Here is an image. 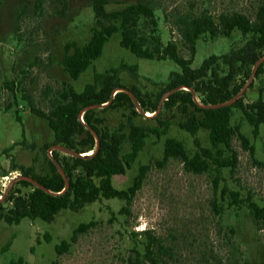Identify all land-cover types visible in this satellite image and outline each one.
<instances>
[{
    "label": "rangeland",
    "instance_id": "obj_1",
    "mask_svg": "<svg viewBox=\"0 0 264 264\" xmlns=\"http://www.w3.org/2000/svg\"><path fill=\"white\" fill-rule=\"evenodd\" d=\"M37 1L0 0L1 192L17 188L31 191L30 186L19 183L27 178L13 165L33 167L39 175L50 172L54 133L47 120L31 108L48 112L65 84L83 91L97 73L110 72L122 63L138 64L139 77L125 70L120 73L121 83L127 88L137 87L146 100L156 101L159 97L162 118L171 123L162 137L150 133L132 167L113 177L115 187L128 189L140 167L148 165L142 186L130 200L104 198L87 203L79 211L62 209L51 222L41 218H24L19 224L0 221V264H141L137 262V251L144 252L147 242L144 230L172 248V255L164 257L169 264H264V228L258 227L245 203L230 205V198L221 194L224 185H228L264 206V123L255 136L242 111L234 110L232 125L250 138L255 152L252 155L239 136L234 137L232 150L237 153L238 162L233 169H222L218 190L214 187V169L197 173L187 169L178 157L161 163L168 137L182 140L191 153L196 150L192 134L179 125L185 116L167 111L163 105L170 74L181 70L179 64L170 58L138 57L121 45V33L117 32L106 44L102 57L79 79H73L61 61L67 43L76 41L83 45L91 38L95 22L93 0H42V9L37 8ZM263 1L110 0L108 9H121L131 2L146 3L155 10L157 33L164 45L173 40L180 53L190 57L179 30L181 16L209 12L218 17L221 13L238 11L253 18ZM246 40L239 30L230 37L203 34L197 41L193 67H199L212 54L222 55L242 46ZM253 72V81L243 95L245 102L257 100L261 91L264 98V71L257 74L255 66ZM132 97L137 102L134 94ZM8 106L11 108L7 110ZM136 110L140 115L135 116L133 108L124 104L106 109L101 128L129 133L130 117L138 124L159 125L151 118L160 110L154 114L140 106ZM198 136L202 145H211L208 130H200ZM225 149V155L231 156L232 150ZM129 151L131 142L126 141L121 155ZM92 221L94 225L88 231L72 239L81 223ZM63 240L70 246L59 254L56 246Z\"/></svg>",
    "mask_w": 264,
    "mask_h": 264
},
{
    "label": "trees",
    "instance_id": "obj_2",
    "mask_svg": "<svg viewBox=\"0 0 264 264\" xmlns=\"http://www.w3.org/2000/svg\"><path fill=\"white\" fill-rule=\"evenodd\" d=\"M109 3L110 0H93L95 22L91 38L83 45L76 41L67 43L62 65L73 79H79L102 57L106 44L117 32L121 33V45L138 57L156 60L170 58L179 64L181 70L171 72L166 92L178 89L167 95L163 105L165 110L177 111L185 116V120L179 125L192 134L196 150L191 153L182 140L168 137L161 163L170 157H178L191 171L202 173L214 169V187L218 190L222 169H233L238 162V155L232 150L234 137L239 136L252 155L255 152L250 138L232 125L234 110L242 111L253 127L255 136H258L264 123L262 91L255 101L245 102L242 96L232 103H226L241 92L255 66L257 74L264 71V1L253 18L238 11L221 13L218 17L209 12L181 16L179 30L189 48L190 57L183 56L173 40L164 45L157 33L158 19L151 6L143 2H131L121 9L110 10ZM37 8L42 9V0L37 1ZM235 30L241 31L247 37L242 46L232 48L222 55L212 54L199 67H193L197 41L203 34L230 37ZM125 70L131 72L135 78L139 77L138 64L122 63L110 72L97 73L94 81L88 83L83 91H77L72 85L65 84L52 100L48 112L31 108L33 113L45 118L52 129L54 141L50 147H61L53 150V158L57 159L64 174L53 159L50 162V172L45 175L37 174L33 167L13 165V169H20L25 177L34 179L42 187L30 179H21L19 183L24 187L30 186L31 191L23 192L21 188L9 193L0 191V194H5L0 200V221L19 224L24 218H41L51 222L62 209L79 211L90 202L104 198L130 200L137 193L148 165L140 167L128 189L115 187L113 177L126 173L132 167L150 133L162 137L168 133L171 122L162 118L159 97L156 101L146 100L137 87L127 88L121 83L120 73ZM119 87L132 92L137 104L128 91H119ZM123 104L133 108L135 116L140 115L136 110L137 106L145 112H152L151 114L160 110L151 118L158 121L159 125L138 124L130 117L129 133L124 130L102 129L101 125L106 120L103 112ZM10 108L8 106L6 109ZM17 118L21 121L20 116ZM202 129L209 131L210 146L201 143L198 133ZM96 135L99 138L98 148ZM126 141L131 142V151L122 156V145ZM62 147L85 155L70 154ZM225 148L232 150L231 156L225 155ZM221 194L223 198H230V205L245 203L257 219L258 227L264 228V206L251 196H242L239 190H233L228 185H224ZM6 203L10 205L7 206ZM93 225V221L81 223L72 239L76 240L79 233L88 231ZM143 234L147 235V242L143 253L137 251V262L169 264L164 257L172 255V248L152 237L149 230H144ZM47 240L50 241L49 235ZM69 246V242L63 240L56 246V251L61 254Z\"/></svg>",
    "mask_w": 264,
    "mask_h": 264
},
{
    "label": "water",
    "instance_id": "obj_3",
    "mask_svg": "<svg viewBox=\"0 0 264 264\" xmlns=\"http://www.w3.org/2000/svg\"><path fill=\"white\" fill-rule=\"evenodd\" d=\"M263 58H264V57H263ZM253 77H254V72L252 73V76L250 77L248 83L244 86V88L241 90V92H240L238 95H236L232 100H229V101L226 102V103H227V104H228V103H232V102H233L234 100H236L237 98L242 97V96L244 95L245 91L247 90L248 86H249V85L251 84V82L253 81ZM118 89H119V91H120V90H127V89H125L124 87H119ZM177 89H178V88H175V89L169 91L168 94H170L171 92H173V91H175V90H177ZM131 94H132V93H131ZM132 95H133V94H132ZM196 100H197V97H196ZM136 103H137V102H136ZM104 105H105V104H104ZM96 140H97V148H98V147H99V138H98L97 135H96ZM55 148H61V147L56 146ZM62 148H63V150H64L65 152H68V153L73 154V155H85V154H78V153H76V152H74V151H72V150H69L68 148H65V147H62ZM92 153H94V152H92ZM53 160H54V162L56 163V165L60 168L61 172L64 174V171H63V169L61 168V166H60L59 162L57 161V159L53 158ZM25 178L34 181L36 184H38V186H41V187H42V185H40L39 183H37L34 179H32V178H30V177H25ZM4 196H5V194H3L2 198H3Z\"/></svg>",
    "mask_w": 264,
    "mask_h": 264
},
{
    "label": "bare ground",
    "instance_id": "obj_4",
    "mask_svg": "<svg viewBox=\"0 0 264 264\" xmlns=\"http://www.w3.org/2000/svg\"><path fill=\"white\" fill-rule=\"evenodd\" d=\"M119 90V89H118ZM149 114V113H148ZM151 114V113H150ZM154 114V113H153ZM2 199V196L0 195V200Z\"/></svg>",
    "mask_w": 264,
    "mask_h": 264
},
{
    "label": "built area",
    "instance_id": "obj_5",
    "mask_svg": "<svg viewBox=\"0 0 264 264\" xmlns=\"http://www.w3.org/2000/svg\"><path fill=\"white\" fill-rule=\"evenodd\" d=\"M2 193H5V192H2ZM1 196H3V194H0Z\"/></svg>",
    "mask_w": 264,
    "mask_h": 264
}]
</instances>
